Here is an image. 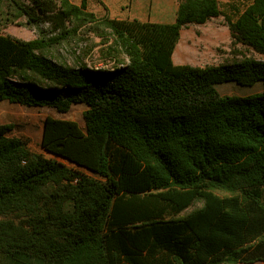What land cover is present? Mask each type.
I'll use <instances>...</instances> for the list:
<instances>
[{"label": "trees", "instance_id": "16d2710c", "mask_svg": "<svg viewBox=\"0 0 264 264\" xmlns=\"http://www.w3.org/2000/svg\"><path fill=\"white\" fill-rule=\"evenodd\" d=\"M4 9L48 26L32 39L0 33V100L87 108L84 127L44 118L47 154L0 124V264L264 261V91L215 87L264 82V59L172 57L183 27L222 14L218 0H177L172 22L100 16L87 0H0ZM226 20L233 45L264 56V0ZM82 27L103 37L111 67L46 55Z\"/></svg>", "mask_w": 264, "mask_h": 264}, {"label": "rangeland", "instance_id": "374dc122", "mask_svg": "<svg viewBox=\"0 0 264 264\" xmlns=\"http://www.w3.org/2000/svg\"><path fill=\"white\" fill-rule=\"evenodd\" d=\"M79 3L80 0H70ZM105 0H88V9L97 10L105 8ZM124 6L122 16H132L140 20H151L157 22H172L175 19L176 0H118ZM221 9L220 15L211 18L204 24L191 23L180 32L178 46L179 52L188 47L195 61L206 65L225 63L235 57V52L264 59V56L256 53L242 44L233 45L227 26L226 17L235 19L238 11H242L251 0H218ZM6 17L10 20H6ZM47 23L38 27L30 25L25 16L13 19L11 14L0 17V33L9 34L21 39H32L39 37V29H46ZM47 33V36H51ZM215 38V39H214ZM106 44L103 37L90 31L88 27H82L77 34L67 36L59 42L52 43L47 47L45 53L55 62L66 65H78L80 62L95 63L99 67H111L113 62L103 55ZM237 52V56L241 54ZM221 95L247 96L264 91V82L257 81L251 85L238 84L235 81H226L215 85ZM87 106L83 103H74L66 112H60L50 106H29L10 102L6 99L0 100V124H10L9 136L21 137L29 148L34 152L47 154L40 147L43 120L46 116L70 119L84 127L83 113ZM59 159V158H58ZM244 264V263H239ZM252 264H264L257 261Z\"/></svg>", "mask_w": 264, "mask_h": 264}, {"label": "crops", "instance_id": "0c3cea01", "mask_svg": "<svg viewBox=\"0 0 264 264\" xmlns=\"http://www.w3.org/2000/svg\"><path fill=\"white\" fill-rule=\"evenodd\" d=\"M104 2H105V8H101V10L99 11L100 16L107 14L110 17L135 18V17H132V16H122V15H124L123 12H124V6L125 5L123 6V4L120 3L118 0H105ZM176 8H177V0H176ZM96 11L97 10L93 9V12L96 13ZM212 18H214V17H212ZM189 25L190 24H188L186 26H189ZM182 29H181V31H182ZM177 46H178V42H177V44H176V46L174 48L173 56H172L174 63H176V64H190V65H195V66H205L206 65L204 63H200V62L195 61L193 53L188 47L184 46L182 48V50L178 52L176 50Z\"/></svg>", "mask_w": 264, "mask_h": 264}, {"label": "built area", "instance_id": "2783aa9c", "mask_svg": "<svg viewBox=\"0 0 264 264\" xmlns=\"http://www.w3.org/2000/svg\"><path fill=\"white\" fill-rule=\"evenodd\" d=\"M99 67V66H98ZM101 68H105V67H101Z\"/></svg>", "mask_w": 264, "mask_h": 264}]
</instances>
